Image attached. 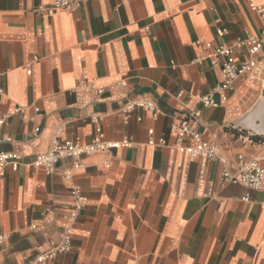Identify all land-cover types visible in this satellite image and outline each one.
Masks as SVG:
<instances>
[{"label": "crops", "instance_id": "obj_1", "mask_svg": "<svg viewBox=\"0 0 264 264\" xmlns=\"http://www.w3.org/2000/svg\"><path fill=\"white\" fill-rule=\"evenodd\" d=\"M54 1L0 0V118L11 137L0 150L21 156L18 170L0 174V264H24L61 239L74 187L86 201L72 249L50 264H264V190L221 183L240 156L264 158V135L240 122L264 97V70L205 107L196 95L212 92L221 68L191 63L260 35L250 0H83L36 12ZM256 58L264 66V49ZM146 95L161 113L136 109L126 122L123 103ZM184 113L220 159L150 143L193 144L172 129ZM98 125L106 141L133 144L84 155L77 167L63 158L51 174L33 166L53 140L90 143Z\"/></svg>", "mask_w": 264, "mask_h": 264}, {"label": "built area", "instance_id": "obj_2", "mask_svg": "<svg viewBox=\"0 0 264 264\" xmlns=\"http://www.w3.org/2000/svg\"><path fill=\"white\" fill-rule=\"evenodd\" d=\"M83 0H55L50 6L39 5L36 12L44 15H52L58 9H71L81 5ZM251 8L260 14L261 17V33L259 36L248 34L244 38H239L232 45L218 44L212 50V53L207 57H198L191 63L203 62L206 59L210 60L212 66L218 65L221 68L222 78L221 81L216 84V87L212 92L208 94L196 95L198 102L205 107H217L220 105L219 101H216L215 96L220 94L223 99H227L228 91L234 87V82L239 78L244 77H257L264 70L262 62H260L256 55L264 49V0L257 3L255 0H250ZM221 32H226V29H221ZM211 46V44H208ZM235 49H246L250 54V58L245 61H239L236 57ZM121 82L120 84H122ZM97 92L102 94L103 88H97ZM4 91L0 89V94ZM122 112L124 114V120L127 122L133 111L136 109H142L144 111L153 112V116L157 117L161 111L156 101L149 96H139L135 99H128L122 105ZM192 118L191 114L184 113L179 123L173 126V131L176 134L178 140L183 137H189L194 141L193 144H179L171 146L167 140L158 139L154 140L150 138V143L157 146H169L171 150H179L186 152L191 160H195L204 157L208 160H218V150L215 144L205 141L201 133H199L190 122ZM101 119L100 114H95L91 117V121L98 123ZM5 118H0V143L3 140L11 141V137L4 138L3 125ZM97 133L94 139L90 143H85L77 139L75 141L70 140H53V144L48 151L42 152L33 162V166L38 169H43L47 174H51L56 167L60 164L61 159L70 158L76 160V167L79 166L80 159L87 154L95 153L99 150H109L112 147L121 145L129 147L133 144L131 138H126L121 142H108L104 138V133L101 125L97 126ZM151 134L153 130L149 131ZM21 156L15 152L0 150V174H4L7 166H11L13 170H18L20 167ZM222 184H242L251 189H263L264 190V158L254 157L251 160H245L240 156V160L234 170L225 168L221 172ZM72 196H74V203L70 210L71 224H67L63 230L62 237L59 241H51L49 247L40 252L34 259L27 260L24 264H50L51 261L62 252L70 251L72 243V223L79 217L80 210L84 207L86 196L83 194L80 187H74L72 189ZM4 241V236L0 235V245Z\"/></svg>", "mask_w": 264, "mask_h": 264}, {"label": "water", "instance_id": "obj_3", "mask_svg": "<svg viewBox=\"0 0 264 264\" xmlns=\"http://www.w3.org/2000/svg\"><path fill=\"white\" fill-rule=\"evenodd\" d=\"M241 123H246L247 130L254 131L257 135H264V97L252 108V110L242 119Z\"/></svg>", "mask_w": 264, "mask_h": 264}]
</instances>
